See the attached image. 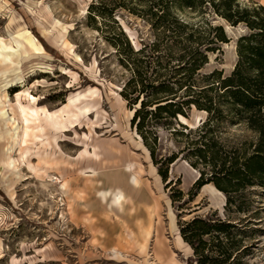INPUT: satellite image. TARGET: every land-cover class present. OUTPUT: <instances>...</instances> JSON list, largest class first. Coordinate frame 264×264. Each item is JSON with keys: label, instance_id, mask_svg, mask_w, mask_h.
Listing matches in <instances>:
<instances>
[{"label": "rangeland", "instance_id": "374dc122", "mask_svg": "<svg viewBox=\"0 0 264 264\" xmlns=\"http://www.w3.org/2000/svg\"><path fill=\"white\" fill-rule=\"evenodd\" d=\"M90 1L0 0V264H197L179 233L193 216L234 225L233 264H264L263 188L231 192L240 209L224 208L225 195L211 182L190 196L200 171L206 178L210 170L191 140L204 132L219 155H232L241 143L248 152L255 132L225 110L192 108L175 121L187 129L155 128L151 156L119 93L128 73L86 20ZM117 19L135 43L134 25ZM218 21L229 40L201 71L226 76L246 29ZM20 105L52 114L69 106L76 116L63 121V133L46 120L35 138L37 130L25 134ZM158 167H166L165 178Z\"/></svg>", "mask_w": 264, "mask_h": 264}, {"label": "trees", "instance_id": "16d2710c", "mask_svg": "<svg viewBox=\"0 0 264 264\" xmlns=\"http://www.w3.org/2000/svg\"><path fill=\"white\" fill-rule=\"evenodd\" d=\"M117 17L129 28L134 25L135 43ZM86 20L128 73L119 93L132 106L130 123L151 156L157 140L155 128H171L177 117H187L192 108L217 115L225 110L255 132L251 149L247 152L241 143L232 155H219L217 140H203L204 132L191 140L192 152L210 170L206 178L200 171L190 196L211 182L224 193V208L240 209L231 192L246 186L264 189L263 5L238 0H91ZM218 20L246 29L236 37V61L226 76L218 69L201 71L208 54L229 40ZM208 121L196 128L203 131ZM177 125L187 129L185 124ZM172 160V155L160 156L161 163ZM158 173L165 178L166 167H158ZM233 226L217 217L193 216L182 222L179 233L197 264H233L232 253L239 242L229 230Z\"/></svg>", "mask_w": 264, "mask_h": 264}, {"label": "bare ground", "instance_id": "6f19581e", "mask_svg": "<svg viewBox=\"0 0 264 264\" xmlns=\"http://www.w3.org/2000/svg\"><path fill=\"white\" fill-rule=\"evenodd\" d=\"M19 107H20V112H21L20 114H21V117H22L23 122H24L25 134L27 135L28 132L34 133V131L37 130V133L33 135L35 138H38L40 133L43 131V124L42 123H45L46 120L51 121L52 123H50V124L54 123L55 127H56V125H58L59 126L58 128L62 129L61 133H63V132H67V130H64L62 128L63 127V121L66 120V122L67 121L70 122V120L76 116L72 111L68 110L69 106L63 110H60L58 114H52L48 109H43L42 111H40L35 106H30V107L23 106L22 107L20 105ZM89 110H90V108L88 106H84L82 109H80V111L83 112L84 114H88ZM54 113H56V112H54ZM64 116L66 118H64ZM71 123H72V121H71ZM49 126L51 127V125H49ZM58 128H57V130H58ZM54 130H56V128ZM128 168H130V165L128 166Z\"/></svg>", "mask_w": 264, "mask_h": 264}, {"label": "crops", "instance_id": "0c3cea01", "mask_svg": "<svg viewBox=\"0 0 264 264\" xmlns=\"http://www.w3.org/2000/svg\"><path fill=\"white\" fill-rule=\"evenodd\" d=\"M255 1H257V2L261 3L262 5H264V0H255Z\"/></svg>", "mask_w": 264, "mask_h": 264}, {"label": "water", "instance_id": "95a60500", "mask_svg": "<svg viewBox=\"0 0 264 264\" xmlns=\"http://www.w3.org/2000/svg\"><path fill=\"white\" fill-rule=\"evenodd\" d=\"M125 31V30H124Z\"/></svg>", "mask_w": 264, "mask_h": 264}]
</instances>
